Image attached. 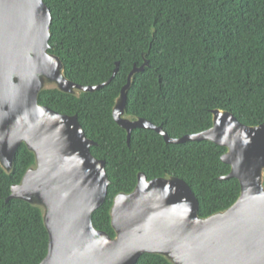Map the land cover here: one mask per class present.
<instances>
[{
	"label": "trees",
	"instance_id": "obj_1",
	"mask_svg": "<svg viewBox=\"0 0 264 264\" xmlns=\"http://www.w3.org/2000/svg\"><path fill=\"white\" fill-rule=\"evenodd\" d=\"M51 12L49 52L63 62L64 75L93 92L66 93L44 87L39 104L76 114L97 144L91 153L105 161L111 181L93 224L114 236L110 209L114 196L131 192L138 172L147 179L179 177L199 201L198 214L224 211L240 194L236 178L221 161L226 148L207 140L166 143L157 132H127L112 110L133 65L126 91L125 116L143 117L172 138L208 129L214 109L238 121L264 123V0H43ZM35 165L34 153L21 144L13 167L0 165V264H39L47 254L43 209L9 199L10 187ZM264 186V182H263ZM135 264H173L160 254L144 253Z\"/></svg>",
	"mask_w": 264,
	"mask_h": 264
},
{
	"label": "water",
	"instance_id": "obj_2",
	"mask_svg": "<svg viewBox=\"0 0 264 264\" xmlns=\"http://www.w3.org/2000/svg\"><path fill=\"white\" fill-rule=\"evenodd\" d=\"M51 12L43 0H0V165L10 172L18 147L35 155V166L10 187L9 199L39 205L48 233L47 254L39 264H135L144 253L160 254L173 264H264V123L246 125L229 111L214 109L206 130L170 137L160 125L125 117L126 91L133 65L112 110L127 132L153 130L166 143L207 140L227 150L221 161L236 178L240 194L234 204L208 217L179 177L148 180L143 172L129 193L114 196L110 221L115 235L94 226L93 212L106 199L111 183L105 161L96 158L76 114L38 103L47 84L73 94L107 84H79L68 79L59 56L48 51Z\"/></svg>",
	"mask_w": 264,
	"mask_h": 264
},
{
	"label": "flooded vegetation",
	"instance_id": "obj_3",
	"mask_svg": "<svg viewBox=\"0 0 264 264\" xmlns=\"http://www.w3.org/2000/svg\"><path fill=\"white\" fill-rule=\"evenodd\" d=\"M52 86H55V85L52 84ZM46 87H48V85H47ZM76 91H77V90H76ZM76 91H75V92H76ZM75 92H74V93H75ZM38 103H39V102H38ZM124 116H125V115H124ZM125 117H127V116H125ZM127 118H130V117H127ZM136 118H138V117H136ZM136 118H130V119H136ZM160 126H161V125H160ZM131 132H132V131H131ZM158 134H159V133H158ZM161 136H162V135H161ZM88 137H89V136H88ZM162 137H163V136H162ZM89 138H90V137H89ZM91 139H92V138H91ZM163 139H164V138H163ZM93 140H94V139H93ZM94 141H95V140H94ZM95 142H96V141H95ZM96 143H97V142H96ZM127 143H128V142H127ZM21 144H22V143H21ZM21 144H20V145H21ZM23 144H24V143H23ZM25 146H26V145H25ZM28 150H29V149H28ZM31 152H32V151H31ZM34 156H35V155H34ZM95 157H96V156H95ZM96 158H97V157H96ZM99 159H101V158H99ZM34 166H35V165H34ZM32 167H33V166H32ZM138 173H139V172H138ZM148 180H150V179H148ZM263 182H264V181H263Z\"/></svg>",
	"mask_w": 264,
	"mask_h": 264
},
{
	"label": "rangeland",
	"instance_id": "obj_4",
	"mask_svg": "<svg viewBox=\"0 0 264 264\" xmlns=\"http://www.w3.org/2000/svg\"><path fill=\"white\" fill-rule=\"evenodd\" d=\"M48 85V87H52V85H50V84H47ZM263 181H264V175H263Z\"/></svg>",
	"mask_w": 264,
	"mask_h": 264
}]
</instances>
